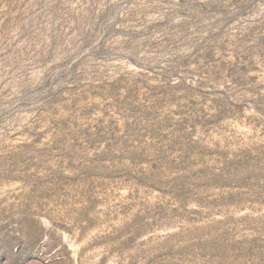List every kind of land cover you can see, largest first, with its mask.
I'll list each match as a JSON object with an SVG mask.
<instances>
[{
	"label": "rangeland",
	"instance_id": "1",
	"mask_svg": "<svg viewBox=\"0 0 264 264\" xmlns=\"http://www.w3.org/2000/svg\"><path fill=\"white\" fill-rule=\"evenodd\" d=\"M0 264H264V0H0Z\"/></svg>",
	"mask_w": 264,
	"mask_h": 264
}]
</instances>
